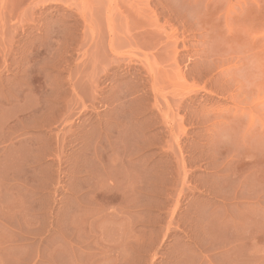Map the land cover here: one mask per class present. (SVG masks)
Segmentation results:
<instances>
[{
    "label": "rangeland",
    "instance_id": "374dc122",
    "mask_svg": "<svg viewBox=\"0 0 264 264\" xmlns=\"http://www.w3.org/2000/svg\"><path fill=\"white\" fill-rule=\"evenodd\" d=\"M207 192L264 264V0H0V264H155Z\"/></svg>",
    "mask_w": 264,
    "mask_h": 264
},
{
    "label": "crops",
    "instance_id": "0c3cea01",
    "mask_svg": "<svg viewBox=\"0 0 264 264\" xmlns=\"http://www.w3.org/2000/svg\"><path fill=\"white\" fill-rule=\"evenodd\" d=\"M233 206L234 203L224 196L214 193L191 195L179 215V228H174L163 243L155 264H260L254 261L261 257H256L253 252L240 251L242 232L237 223V214L230 212ZM192 210L195 211L196 218L184 219ZM20 213L14 200L11 204H6L3 195H0V228L15 227L21 218ZM45 218L48 225L53 226L55 217L52 207L46 211ZM13 238L7 242H19V239ZM124 240V264H129L127 228ZM111 244L110 241H105L96 250L95 243H90L87 249L93 250L84 251L74 264H117Z\"/></svg>",
    "mask_w": 264,
    "mask_h": 264
}]
</instances>
